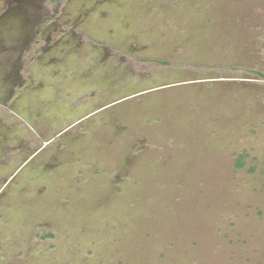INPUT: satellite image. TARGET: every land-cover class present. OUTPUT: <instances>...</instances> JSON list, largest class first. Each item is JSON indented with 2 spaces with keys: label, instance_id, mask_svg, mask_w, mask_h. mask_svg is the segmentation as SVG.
<instances>
[{
  "label": "rangeland",
  "instance_id": "rangeland-1",
  "mask_svg": "<svg viewBox=\"0 0 264 264\" xmlns=\"http://www.w3.org/2000/svg\"><path fill=\"white\" fill-rule=\"evenodd\" d=\"M144 8L163 24L154 39L136 23ZM1 44L37 58L38 93L104 91L47 141L0 116V152L25 138L0 156V264H264V0H0ZM107 49L176 69L136 89L109 63L85 77ZM133 107L162 134L135 140L144 155L126 135Z\"/></svg>",
  "mask_w": 264,
  "mask_h": 264
},
{
  "label": "crops",
  "instance_id": "crops-1",
  "mask_svg": "<svg viewBox=\"0 0 264 264\" xmlns=\"http://www.w3.org/2000/svg\"><path fill=\"white\" fill-rule=\"evenodd\" d=\"M4 47L3 44L0 45V48L4 49ZM2 49L0 50V114L2 113L0 116H7L5 118L6 125L13 123L12 125H16L15 127L18 129L26 130L27 138L29 137L30 140L34 141L35 132L29 130L27 125L36 124L37 130L42 131L43 134L35 139L42 140L41 138H45L47 141V138L53 137L54 133L58 131L56 126L82 122L81 112L84 111L85 105L78 98V93L76 97H72V91L57 97L51 93L41 94V91L38 93L37 90L43 85V81L34 72L37 58L25 56L24 53L20 57L14 58V55ZM19 60L21 66H18ZM25 89L27 90L26 93ZM67 99L68 103L66 104L64 100ZM47 102L53 103L55 108L58 106L57 112H54L55 110H52L51 107H48L46 114L39 112V105ZM33 107H36L37 112L33 110ZM48 131L53 132V134H46ZM10 136V140H17V143L10 148V152L15 148L24 146V137L18 138L16 134ZM10 152H0L4 162Z\"/></svg>",
  "mask_w": 264,
  "mask_h": 264
},
{
  "label": "flooded vegetation",
  "instance_id": "flooded-vegetation-1",
  "mask_svg": "<svg viewBox=\"0 0 264 264\" xmlns=\"http://www.w3.org/2000/svg\"><path fill=\"white\" fill-rule=\"evenodd\" d=\"M46 1H47V3L50 6H54V5L58 6L59 5V0H46ZM60 1H63V0H60ZM147 10L149 11L148 8H144L143 9L142 14H140L141 17L139 18V20L136 23L137 24L140 23V24H142L143 26H145L147 28L145 33H147L146 37L148 39H151V38L154 39L156 34L158 33L159 26L161 28V27H163V24H161L159 26L147 25L146 20H143V19L147 18L145 16V12ZM176 26L177 25L172 24L170 26V28L168 26L167 29L170 31V35L171 36H175L174 33H177V36L180 37V33L177 31ZM81 38H82L83 41L80 40L79 43H81L83 45L96 46V47H99V46L103 45V42H101L100 40H97L95 38H90V37H81ZM164 40H166V39H164ZM167 40L169 41L170 38H167ZM154 44L158 46V42H156ZM149 45H150V43L148 44V46ZM151 47H154V45H151ZM115 52L116 53H109V49H107V52L99 54L98 58L94 59V61L90 65H88V66H91L92 68L87 70V72L85 73L86 74L85 77L87 76V78L90 79V77H92L93 73H95V72L98 73L99 71H102L103 68H104V65L106 63H109L110 65H112L111 70L113 71L114 75H116L117 72L119 73L120 68H123L127 72V73H124V72L122 73V78H120L121 74L118 75L119 77L116 78L117 82H120L122 80L124 81L125 78H131L135 82L133 87L136 89L138 87H142V88L145 87V86H142V85L139 86L140 80L142 78L144 79V78L151 77V78H154V80H158V79L160 81L162 79L165 80L168 77V76H166V74L171 72L172 69L173 70L176 69L169 60L151 59V58L150 59H147V58L145 59L144 57L139 56L138 54L132 53L131 51L129 52V51L120 50V51H115ZM24 54H25V56H28V57L31 56L30 52H25ZM156 61H165V62L168 63V65H161L160 67H156V66L153 65L154 67H149V66L143 64V63H151V62L156 63ZM119 63H122L121 67H120ZM198 67H199L198 65L194 66V68H198ZM200 67H202V66H200ZM116 69H118V71ZM115 71H117V72L115 73ZM118 85H119V83H118ZM103 91H104V89L102 87H100V86L98 87L97 86L93 90L91 89L89 91V93L81 95V96L79 95L78 98L80 100H82V102L84 104H86L87 101L89 102V100L92 97H94V98L97 97ZM145 91H146V89L144 88L143 89V93H145ZM99 96H101V95H99ZM72 97H73V93H72ZM157 97H158L157 95H152L150 93L146 94V95H143V96H142V94H140L139 96L136 97V100H138L139 105H140L141 104L140 102L142 100L147 101L148 98H151V101L157 102V100H158ZM136 103H137V101H135L134 104H136ZM135 106H137V105H135ZM137 110L138 109L136 107L135 108L133 107V109L130 112H128V115L126 116L128 118V120L130 121L131 126H133V127H130V128L131 129H135L136 132L135 133H132V132L131 133H127L126 135H130V136H132V138H130L129 136H127V137H129L130 139H134V145L136 147L133 149L134 151L132 150V155H134V154H142V155H144L145 152H146L145 149L148 147V144H147L148 141L147 142L145 141L144 144H140L139 145V144L135 143V140H137V139H141L142 140V139H145V138H148V140H149L150 138L159 137L162 134H160V131L158 129L156 131H154L156 123H151V121L149 122L147 120H144L143 117H142L143 115H136L135 112ZM140 111H141V109H140ZM86 122H84V124L79 125V129L83 128L85 126ZM140 123L146 125L144 127H146L147 131H145L143 134L142 133L140 134V133L137 132L138 129H139L137 127L139 126ZM74 128L75 127H73L72 129H74ZM60 129H63V126H61ZM60 129H57V130L59 131ZM46 134H53V132L48 131V133H46ZM131 142H133V140ZM141 143H143V142H141ZM119 145L122 146L123 144L121 142H119ZM137 145H139V146H137ZM125 149H126V146L120 148V150H125ZM7 159L8 158L6 157V161L4 162L5 164L7 163ZM62 170H64V169H62ZM9 181H10V179L7 182H9Z\"/></svg>",
  "mask_w": 264,
  "mask_h": 264
},
{
  "label": "trees",
  "instance_id": "trees-1",
  "mask_svg": "<svg viewBox=\"0 0 264 264\" xmlns=\"http://www.w3.org/2000/svg\"><path fill=\"white\" fill-rule=\"evenodd\" d=\"M156 63L159 64V65H168V63L165 62V61H156ZM241 166H243V155H239V157L237 159V167H241ZM45 236L46 237H52V234L51 233H46Z\"/></svg>",
  "mask_w": 264,
  "mask_h": 264
},
{
  "label": "water",
  "instance_id": "water-1",
  "mask_svg": "<svg viewBox=\"0 0 264 264\" xmlns=\"http://www.w3.org/2000/svg\"><path fill=\"white\" fill-rule=\"evenodd\" d=\"M69 126H71V125H69Z\"/></svg>",
  "mask_w": 264,
  "mask_h": 264
}]
</instances>
